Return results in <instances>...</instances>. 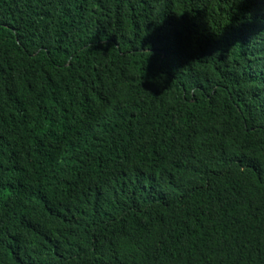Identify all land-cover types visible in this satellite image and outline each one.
<instances>
[{
	"label": "trees",
	"instance_id": "obj_1",
	"mask_svg": "<svg viewBox=\"0 0 264 264\" xmlns=\"http://www.w3.org/2000/svg\"><path fill=\"white\" fill-rule=\"evenodd\" d=\"M0 264H264V0H0Z\"/></svg>",
	"mask_w": 264,
	"mask_h": 264
}]
</instances>
